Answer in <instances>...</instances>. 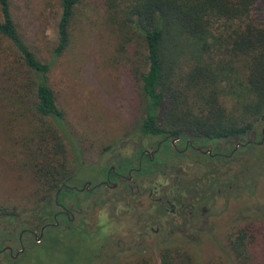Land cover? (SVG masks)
Masks as SVG:
<instances>
[{"label":"trees","instance_id":"16d2710c","mask_svg":"<svg viewBox=\"0 0 264 264\" xmlns=\"http://www.w3.org/2000/svg\"><path fill=\"white\" fill-rule=\"evenodd\" d=\"M89 2L114 27L124 70L139 84L143 117L138 128L143 135L240 141L245 146L237 153L252 148L264 154V18L251 16L264 0H59L50 61L39 59L30 49L10 1L0 0V124L9 126L4 132L14 145L11 153L19 156L14 164L33 181L29 192L33 207L43 206L49 212L56 192L61 201L63 188L73 181L70 150L62 133L64 112L56 103L48 73L53 60L69 45L78 5ZM216 28L221 31L215 33ZM221 48L234 59L245 60L247 91L233 110L227 109L221 95L227 83L225 73L234 68L230 61H215L210 55ZM255 163L253 158L245 170L241 166L229 177L252 173ZM0 214L19 213L16 207H2ZM59 227L49 228L39 243L49 237L60 240L68 230ZM176 241L157 242V257L143 252L115 264H196L182 241ZM225 246L233 258L231 264H260L264 219L246 221L232 230ZM205 264L227 263L210 260Z\"/></svg>","mask_w":264,"mask_h":264},{"label":"rangeland","instance_id":"374dc122","mask_svg":"<svg viewBox=\"0 0 264 264\" xmlns=\"http://www.w3.org/2000/svg\"><path fill=\"white\" fill-rule=\"evenodd\" d=\"M9 1L19 31L30 49L39 59L50 61L57 38L59 0ZM92 6L91 2L78 5L71 22L69 45L53 60L48 73V83L56 103L64 112L62 133L70 150L73 171L77 164V147L83 153V162L107 167L109 156L101 152L102 148L117 144L120 139L127 140L125 147H130L138 137V125L143 117L139 84L124 70L125 59L118 53L115 44L117 33L105 22L102 10L94 12ZM251 16L264 18V3L258 4L251 11ZM214 31L218 33L221 28ZM210 55L215 61H230L228 63L234 68V72L225 73L227 83L221 95L227 109L233 110L237 99L243 98L247 91L245 60L234 59L222 48L220 51L213 49ZM8 127L3 122L0 124V208L16 207L19 214H0V240L9 233L16 238L19 230L28 223L34 229V220L47 212L43 206L33 207L29 199L33 181L28 172L14 164L19 156L11 153L14 145L4 132ZM149 137L152 136L144 137L143 144L152 143ZM221 143L229 149L234 144L224 140ZM253 158L256 163L252 173L245 171L229 177L241 166L245 170L248 161ZM205 168L216 171L223 195L212 201L217 211L214 221H202V229L192 231L191 238H186L188 232L185 237L180 235L182 245L191 252L196 264H205L210 260L231 264L233 258L225 246L228 234L246 221L264 219V154L260 156L256 150L248 148V153H237L229 165L220 167L221 170H214L206 163L204 168L196 167L191 172H203ZM94 171L95 167H84L81 173L89 177V173L91 176ZM227 187H231L229 196L224 194ZM105 191L103 194H91L88 202L83 204L86 207L95 203L85 215L89 221H76V225L68 229L62 224L59 228L68 231L58 241L49 237L39 243L27 234L28 243L24 252L12 258L8 253L0 254V264H115L143 252L157 257L155 237L152 234L142 236L137 221H98V217L101 220L105 217L103 211L96 209L100 201L120 195L122 187ZM64 200L69 202V197ZM48 207L49 211L54 209L53 204ZM78 225L80 229H74ZM140 244L144 247H139ZM12 245L14 253L19 244L15 241ZM260 264H264V258Z\"/></svg>","mask_w":264,"mask_h":264},{"label":"flooded vegetation","instance_id":"af4514ba","mask_svg":"<svg viewBox=\"0 0 264 264\" xmlns=\"http://www.w3.org/2000/svg\"><path fill=\"white\" fill-rule=\"evenodd\" d=\"M137 131L138 137L130 147H125L127 140L120 139L117 144L102 148L101 152L109 156L107 167L83 162V153L77 147L73 181L63 188L65 193L61 195V201H57L58 191L54 196V209L34 220V229L28 223L19 230L16 238L12 233L2 238L0 254L8 253L11 258L19 256L28 243L27 234L40 242L49 228L65 224V229H68L75 226L76 221H89L85 215L95 203L86 207L83 204L88 202L91 194H103L106 189L122 187V192L100 201L96 209L103 211L105 217L102 220L98 217V221H137L139 233L144 237L152 234L155 245L172 238L182 241L180 235L186 236L187 232L189 236L186 238H191L192 231L202 229V221H214L217 211L212 201L223 195L218 174L206 168L199 173L191 171L196 167L204 168L206 163L214 170H221L220 167L229 165L238 148L245 144L235 141L229 149L222 145L221 139L194 140L178 134L161 137L143 135L139 128ZM148 136H152L149 137L152 143L143 144L144 137ZM258 143L262 144L261 141ZM84 167H95V171L87 177L81 173ZM172 167L175 169L171 170ZM158 177L164 181L161 182ZM230 190L231 187H227L224 194H230ZM66 197H69V202L64 200ZM103 206L105 209H102ZM74 229H80V225ZM15 241L19 244L18 250L24 248L17 256L18 250L13 253L12 244Z\"/></svg>","mask_w":264,"mask_h":264},{"label":"water","instance_id":"95a60500","mask_svg":"<svg viewBox=\"0 0 264 264\" xmlns=\"http://www.w3.org/2000/svg\"><path fill=\"white\" fill-rule=\"evenodd\" d=\"M261 142H262V140H261ZM238 144H240V143H238ZM237 146V145H236ZM235 146V147H236ZM10 249V248H9ZM11 250V249H10ZM23 250H24V248L22 247L20 250H18L17 252H16V254H15V256H17L19 253H21V252H23ZM11 254V253H10Z\"/></svg>","mask_w":264,"mask_h":264}]
</instances>
